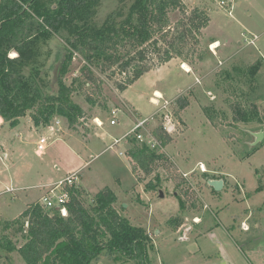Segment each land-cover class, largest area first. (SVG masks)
Segmentation results:
<instances>
[{
    "label": "rangeland",
    "instance_id": "obj_1",
    "mask_svg": "<svg viewBox=\"0 0 264 264\" xmlns=\"http://www.w3.org/2000/svg\"><path fill=\"white\" fill-rule=\"evenodd\" d=\"M58 1L47 0L45 4ZM221 1L225 5H220ZM181 3L187 13L199 8L210 18L199 47L188 55V61L194 64L175 58L148 70L120 92L115 81H121L123 75L117 71L97 74L103 81L100 88L86 84L80 76L84 63L74 54L65 81L79 80L85 84L73 97V102L86 113L82 127L78 124L73 130L65 119L58 117L48 126L36 128L29 113L18 118L14 127L0 118V243L5 244V238L7 245L20 247L25 234L16 228L5 230V221L17 218L27 205L42 204V197L50 189L75 175L73 186L89 203L104 187L116 195L118 213L148 234L151 264H264V146L261 143L252 149L247 146L248 131H264V0H181ZM133 11L130 0H100L95 23L103 24L111 16L122 23L129 20ZM179 17L175 12L171 21L174 23ZM250 35L257 37L254 45L241 50ZM213 41L218 42V57L209 52ZM64 47L63 36L41 40L35 63L41 74H46V82L54 78V71L50 70L52 61ZM199 56L203 57L200 62ZM8 57L12 59L16 53L10 52ZM226 58L228 62L218 67L217 63ZM243 59L247 64H256L253 79L243 67L233 66ZM183 65L190 67L189 74ZM227 74H234L235 80L228 79ZM154 90L161 94L156 96ZM178 97L190 102L180 120L173 116ZM254 97L261 123L254 120L233 125L229 104L238 101L248 106ZM56 120L60 124L50 132L48 127L54 126ZM140 120L148 123L136 131L142 134L137 143L148 145L145 140L153 138V130L159 126L171 135L170 144L164 147L154 144L187 180L183 192H175L173 182L161 169L157 172L162 179L159 190L148 193L144 186L150 178L136 179L127 157L131 145L126 136ZM41 136L49 137V145L39 157L34 151ZM128 137L135 138L134 133ZM201 164L207 169V178L223 179L221 191L207 186ZM58 188L53 195L49 194L53 202ZM1 254L6 252L0 247ZM7 257L0 263L25 264L15 252ZM90 264L131 263L101 255Z\"/></svg>",
    "mask_w": 264,
    "mask_h": 264
},
{
    "label": "trees",
    "instance_id": "obj_2",
    "mask_svg": "<svg viewBox=\"0 0 264 264\" xmlns=\"http://www.w3.org/2000/svg\"><path fill=\"white\" fill-rule=\"evenodd\" d=\"M46 1L0 0V118L11 127L17 126L18 118L27 113L36 128L46 127L58 117L73 130L78 124L83 126L86 113L73 102V97L85 84L65 81L74 54L84 63L80 76L86 84L100 88L103 81L97 74L117 71L123 79L115 81V86L123 92L145 72L172 59L194 64L188 61V55L199 47L202 31L210 21L203 9L187 13L181 0H130L134 11L129 20L120 24L111 16L96 25L94 16L100 0H59L49 6ZM175 12L180 17L173 23L171 15ZM52 35L63 36L66 47L52 61L54 78L46 82V74H41L35 59L41 40ZM10 52L16 57L9 58ZM202 59L199 56L197 61ZM256 72L254 64L246 74L253 79ZM226 77L235 80L234 74ZM189 105L188 98L178 97L173 116L180 120ZM229 109L233 125L254 120L261 123L255 97L248 106L233 101ZM126 137L131 145L127 157L136 179L150 178L144 186L146 192L159 190L160 169L173 182L175 192L184 191L187 180L166 154ZM153 138L160 147L172 141L162 126L153 130ZM207 175L202 173L204 179ZM64 190L66 216L36 202L14 220L5 221L4 229L16 228L25 234V242L16 248L7 245L4 238L5 244L0 243V247L6 255L1 254L0 260H8L7 254L15 252L25 264H90L101 255L117 262L121 258L131 264H151L148 234L118 213L116 195L109 188H102L90 203L75 186H65ZM179 201L183 209L184 204Z\"/></svg>",
    "mask_w": 264,
    "mask_h": 264
},
{
    "label": "built area",
    "instance_id": "obj_3",
    "mask_svg": "<svg viewBox=\"0 0 264 264\" xmlns=\"http://www.w3.org/2000/svg\"><path fill=\"white\" fill-rule=\"evenodd\" d=\"M220 5H225V2L221 1ZM256 38H257L256 36H251L249 39H247V43L248 44H253L254 41L256 40ZM147 123H148L147 120L138 121L137 123L134 124L132 129L129 131L128 135L131 134V133H134V137L137 140H142V134L141 133H136V131H138L139 129H142ZM59 124H60L59 120H56L55 123H54V126L48 127V130L50 132H53L54 131V127L55 126H59ZM110 124L114 125L115 121L111 120ZM56 131L58 132L59 129H57ZM53 141H55V140L53 139L51 142H53ZM117 141L118 140H116L115 143H117ZM48 142H49V137L48 138H45V137H42V136L39 137V139L36 142V148H35V154L37 156L41 157L45 153V150L47 149V147L49 145ZM145 142H147V144L149 146H151L152 148L155 147L154 142H156V141L153 138H151L149 140H145ZM119 155H122V153H119ZM74 182H75V175L66 177L65 180L60 181L58 183V185H55L52 189L49 190V194L53 195L54 194L53 193L54 190L59 186V188H58L59 189V194L55 196L56 202H53L52 201V196L48 194L47 196L42 197V199H41L42 200V204L46 208H54L56 205H59L60 209L58 211L60 212V214L62 216H66V210H65L63 205H64V203L67 200V195L65 193L64 188H65V186L74 185Z\"/></svg>",
    "mask_w": 264,
    "mask_h": 264
},
{
    "label": "water",
    "instance_id": "obj_4",
    "mask_svg": "<svg viewBox=\"0 0 264 264\" xmlns=\"http://www.w3.org/2000/svg\"><path fill=\"white\" fill-rule=\"evenodd\" d=\"M151 101L153 103L157 102V100H155V99H151ZM247 133L250 136V141L247 142L248 149L254 148L257 144L262 143L264 140V131L263 130H258V131L253 130V131H248ZM206 184L213 191L218 192V191H221V189L223 188L224 181H223V179L207 178ZM159 196L163 197L161 192L159 193ZM54 209L58 211L60 209L59 205H56L54 207Z\"/></svg>",
    "mask_w": 264,
    "mask_h": 264
},
{
    "label": "crops",
    "instance_id": "obj_5",
    "mask_svg": "<svg viewBox=\"0 0 264 264\" xmlns=\"http://www.w3.org/2000/svg\"><path fill=\"white\" fill-rule=\"evenodd\" d=\"M250 36H252V35H250ZM255 42V41H254ZM212 44L211 45H213V47L210 45V53L213 55V56H219V53L217 52V46H218V42L217 41H213V42H211ZM237 44L238 45H241V43L240 42H237ZM248 45H254V43L253 44H248V43H246L245 45L243 44V45H241L240 47V49L242 50V49H245L244 47H247ZM221 46V45H220ZM226 45H223V47H225ZM222 47V48H223ZM222 48L220 49V52H222L223 50H222ZM238 51V50H237ZM173 61V59L172 60H170V63ZM228 62V58H226V59H224V60H222V61H220V62H218L217 63V66L218 67H221L222 65H224L225 63H227ZM247 63H249V62H247L245 59H243L241 62L240 61H237V62H235V63H233L234 65L233 66H239V67H243L245 70H248L250 67H252L253 65L252 64H247ZM254 64V63H253ZM252 65V66H251ZM217 66H214V67H217ZM260 66V65H259ZM190 68V67H189ZM189 71H186L185 73H188ZM189 74V73H188ZM197 79V78H196ZM153 92H155V94L156 93H159V94H161L158 90H154ZM2 122V121H1ZM35 152V151H34ZM202 166V168H204V169H201L203 172H206L207 173V169H206V167L203 165V164H201ZM28 206V205H27ZM26 206V207H27Z\"/></svg>",
    "mask_w": 264,
    "mask_h": 264
},
{
    "label": "bare ground",
    "instance_id": "obj_6",
    "mask_svg": "<svg viewBox=\"0 0 264 264\" xmlns=\"http://www.w3.org/2000/svg\"><path fill=\"white\" fill-rule=\"evenodd\" d=\"M212 47H213V45H212ZM183 68H184L186 71H189V67H188V66L183 65ZM156 96H159V93H156ZM156 103H157V102H156ZM202 169H204V168H202Z\"/></svg>",
    "mask_w": 264,
    "mask_h": 264
}]
</instances>
